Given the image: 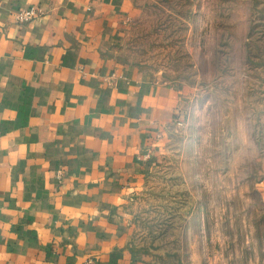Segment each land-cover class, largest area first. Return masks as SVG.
Segmentation results:
<instances>
[{"label":"crops","instance_id":"0c3cea01","mask_svg":"<svg viewBox=\"0 0 264 264\" xmlns=\"http://www.w3.org/2000/svg\"><path fill=\"white\" fill-rule=\"evenodd\" d=\"M130 11L0 0V264H150L135 208L188 97L124 57Z\"/></svg>","mask_w":264,"mask_h":264},{"label":"rangeland","instance_id":"374dc122","mask_svg":"<svg viewBox=\"0 0 264 264\" xmlns=\"http://www.w3.org/2000/svg\"><path fill=\"white\" fill-rule=\"evenodd\" d=\"M123 55L187 102L136 231L150 264H264V0H130Z\"/></svg>","mask_w":264,"mask_h":264},{"label":"built area","instance_id":"2783aa9c","mask_svg":"<svg viewBox=\"0 0 264 264\" xmlns=\"http://www.w3.org/2000/svg\"><path fill=\"white\" fill-rule=\"evenodd\" d=\"M44 15L45 12L42 8L34 6L18 11L15 18L19 24H26L41 19Z\"/></svg>","mask_w":264,"mask_h":264}]
</instances>
